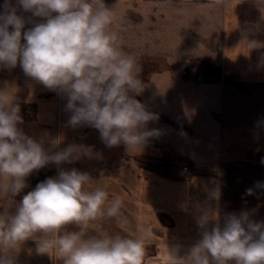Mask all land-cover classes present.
I'll return each instance as SVG.
<instances>
[{
	"label": "crops",
	"instance_id": "1",
	"mask_svg": "<svg viewBox=\"0 0 264 264\" xmlns=\"http://www.w3.org/2000/svg\"><path fill=\"white\" fill-rule=\"evenodd\" d=\"M105 4L112 9L120 48L134 58L142 81L143 91L135 98L156 116L147 128L158 135L142 148H109L97 129L68 125L65 96L25 76L19 64L0 68V90L16 96L25 134L52 151L69 144L92 150L59 168L49 164L34 172L15 200L0 195V213L10 215L24 194L60 169L75 168L89 175L88 190L101 188L109 203L116 197L122 201L120 215L91 222L87 234L149 233L144 264H171L167 246H180L183 255L200 238L197 217L204 209L221 219L247 211L254 221H264V188L255 187L264 183V124L257 126L264 121V47L250 51L244 41L264 43L259 0ZM201 73L216 79L199 80ZM216 187L218 200L210 196ZM248 188L253 195L246 194ZM75 230V225L62 229ZM54 237L36 233L11 254L17 264H63L55 249L36 252V241Z\"/></svg>",
	"mask_w": 264,
	"mask_h": 264
},
{
	"label": "clouds",
	"instance_id": "2",
	"mask_svg": "<svg viewBox=\"0 0 264 264\" xmlns=\"http://www.w3.org/2000/svg\"><path fill=\"white\" fill-rule=\"evenodd\" d=\"M259 3L264 8V0ZM0 9V68L19 64L25 76L65 96L69 126L95 128L107 147L124 144L128 150L158 135L147 128L156 116L135 98L143 91L142 81L134 58L120 48L105 0H4ZM244 41L250 51L264 47L254 39ZM20 111L16 96L0 90V195L10 200L28 187L34 172L92 154L91 148L75 144L57 151L45 148L19 127ZM89 180L75 168L60 169L24 194L10 215L0 213V264H17L11 250L36 233L55 234L36 241V252L55 249L63 264H144L149 233L87 234L91 222L115 218L122 207L119 197L109 203L105 190H88ZM255 187L264 188V183ZM219 194L216 187L210 196L218 200ZM246 194L253 195V188ZM214 212H200V238L183 255L180 246H167L171 264H264V221H254L247 211L222 219ZM68 225L78 230L62 231Z\"/></svg>",
	"mask_w": 264,
	"mask_h": 264
},
{
	"label": "built area",
	"instance_id": "3",
	"mask_svg": "<svg viewBox=\"0 0 264 264\" xmlns=\"http://www.w3.org/2000/svg\"><path fill=\"white\" fill-rule=\"evenodd\" d=\"M203 78L206 79V80H210V79H211L208 75H204ZM184 169H185V170H188L187 167H184Z\"/></svg>",
	"mask_w": 264,
	"mask_h": 264
},
{
	"label": "rangeland",
	"instance_id": "4",
	"mask_svg": "<svg viewBox=\"0 0 264 264\" xmlns=\"http://www.w3.org/2000/svg\"><path fill=\"white\" fill-rule=\"evenodd\" d=\"M183 72H185L186 70L184 68H181Z\"/></svg>",
	"mask_w": 264,
	"mask_h": 264
}]
</instances>
